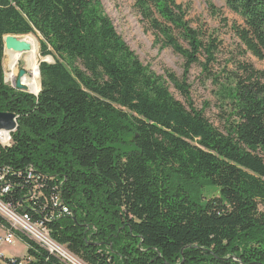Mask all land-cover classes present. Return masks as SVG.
Segmentation results:
<instances>
[{
	"label": "trees",
	"instance_id": "obj_1",
	"mask_svg": "<svg viewBox=\"0 0 264 264\" xmlns=\"http://www.w3.org/2000/svg\"><path fill=\"white\" fill-rule=\"evenodd\" d=\"M134 1L160 49L184 58V76L195 65L211 74L221 43L203 40L186 7ZM219 1L243 20L246 53L264 61V0ZM28 34L55 60L40 65L38 96L5 82L4 38ZM237 71L213 79L229 112L223 132L171 94L168 82L190 102L185 79L143 65L100 0H0V113L18 123L12 147L0 144L4 200L33 221L49 215L42 201L23 203L32 169L71 211L45 222L53 240L85 264H264V73ZM16 236L31 264H64Z\"/></svg>",
	"mask_w": 264,
	"mask_h": 264
},
{
	"label": "rangeland",
	"instance_id": "obj_2",
	"mask_svg": "<svg viewBox=\"0 0 264 264\" xmlns=\"http://www.w3.org/2000/svg\"><path fill=\"white\" fill-rule=\"evenodd\" d=\"M100 1L104 12L112 20L118 34L123 38L126 44H128L132 51L135 52L136 56L143 63V65L148 67L158 76H163L167 81V72L174 73L180 80L185 79L190 90V102H188L186 97H183L179 93L172 83L168 82L167 84L170 88L171 94L188 109L190 103H192L194 108L198 111L205 110L204 113L206 118L216 128L224 132L229 112L221 108L222 102L219 96V85L222 79L217 82V86L213 82L214 76L225 78L230 73H236L238 72V64L253 65L255 69L264 73V61L246 53L245 47L241 44L235 33V28L244 26L243 20L236 14L232 13L227 8L224 1H214L218 12L217 15H214L211 13L208 4L203 0H176L179 5L188 9L187 19L191 23L192 27L202 34V38L206 43H208L211 38L216 39L219 43H221L218 44L219 53L217 55V61L210 67V72L213 75L212 77L209 78L211 74L206 73L201 65L193 66L184 76V58L174 53L171 49H160V45H157L158 38L156 33L151 29L149 23L141 17L134 0ZM30 35L35 37L38 47V73L40 72L41 74V70H39L40 65L43 62L52 64L55 60L51 56L43 57L41 55L40 43L34 34L16 35V37L23 38ZM7 60L9 61V58L7 56V50H5L4 71L6 84L12 86L20 81L21 70H25L26 75L30 74L25 69V64L22 61L8 62ZM201 62H205L204 57L201 58ZM9 73L14 74L17 80H8L7 74ZM40 74L39 81L41 90L42 82ZM25 87L27 88L28 93H33L29 91L27 86ZM204 193V195H208L206 196L207 198L212 197L213 194H218L216 190L210 189H207ZM4 230V227L0 226V234ZM60 246L67 248L63 245ZM27 251V245L20 240H17L14 245L4 246L1 248V252L5 258H26ZM70 254L74 256L72 253ZM74 258L77 257L74 256ZM77 259L81 261L79 258Z\"/></svg>",
	"mask_w": 264,
	"mask_h": 264
},
{
	"label": "built area",
	"instance_id": "obj_3",
	"mask_svg": "<svg viewBox=\"0 0 264 264\" xmlns=\"http://www.w3.org/2000/svg\"><path fill=\"white\" fill-rule=\"evenodd\" d=\"M14 132L15 131L7 132L0 130V144L3 148L12 147V134ZM10 171L9 169H4L3 173L0 174V217L8 224V228L4 227L5 230L2 231L3 234H0V264H31V259L28 257L21 259L16 257L5 258L1 252L2 247L14 245L16 241L19 240L16 233L25 235L41 248L58 257L64 264L84 263L83 261H79L77 259L78 257L74 258V256L68 252L67 248L58 245L52 239V233L45 225V222H49L55 218L71 215V211L61 200V197L56 195L48 198L43 191L44 186L41 184L39 178L33 176V171L31 169L32 175H30V179L33 184V190L25 195L26 197H24L23 203L28 205V203L32 201H42V211L45 212L49 210V215L44 216L40 222L33 221L29 214L18 211L15 206L4 200V196L8 194L11 189L10 183H4ZM57 190L56 188V191Z\"/></svg>",
	"mask_w": 264,
	"mask_h": 264
},
{
	"label": "bare ground",
	"instance_id": "obj_4",
	"mask_svg": "<svg viewBox=\"0 0 264 264\" xmlns=\"http://www.w3.org/2000/svg\"><path fill=\"white\" fill-rule=\"evenodd\" d=\"M22 41L30 44L31 50L26 52H15L12 50H7V56L9 58L8 62H23L25 65V69L30 73L26 76L20 78L21 84L27 86L29 91L33 92V95H38L40 93V81H39V73H38V47L36 44L35 37L25 36L20 38ZM7 79L11 81H16V76L14 74H7Z\"/></svg>",
	"mask_w": 264,
	"mask_h": 264
},
{
	"label": "water",
	"instance_id": "obj_5",
	"mask_svg": "<svg viewBox=\"0 0 264 264\" xmlns=\"http://www.w3.org/2000/svg\"><path fill=\"white\" fill-rule=\"evenodd\" d=\"M4 44H5V50H12L15 52H26V51L31 50L30 44L26 43L25 41H22L20 38L13 36V35L6 36L4 38ZM25 75H26V71L21 70L20 77H23ZM11 87L18 91H22V92L27 91V88L24 85H22L20 81H18L16 84L12 85ZM17 129H18V123H17V116L15 114L0 113V130L7 131V132H13V131H16Z\"/></svg>",
	"mask_w": 264,
	"mask_h": 264
},
{
	"label": "crops",
	"instance_id": "obj_6",
	"mask_svg": "<svg viewBox=\"0 0 264 264\" xmlns=\"http://www.w3.org/2000/svg\"><path fill=\"white\" fill-rule=\"evenodd\" d=\"M16 258H19V257H16Z\"/></svg>",
	"mask_w": 264,
	"mask_h": 264
}]
</instances>
